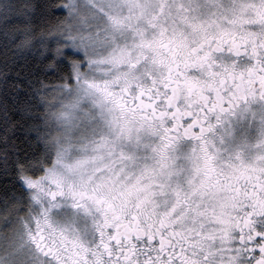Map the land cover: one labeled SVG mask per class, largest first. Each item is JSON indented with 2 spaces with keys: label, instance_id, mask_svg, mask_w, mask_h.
Masks as SVG:
<instances>
[{
  "label": "snow or ice",
  "instance_id": "1",
  "mask_svg": "<svg viewBox=\"0 0 264 264\" xmlns=\"http://www.w3.org/2000/svg\"><path fill=\"white\" fill-rule=\"evenodd\" d=\"M0 40V264H264V0H0Z\"/></svg>",
  "mask_w": 264,
  "mask_h": 264
},
{
  "label": "trees",
  "instance_id": "2",
  "mask_svg": "<svg viewBox=\"0 0 264 264\" xmlns=\"http://www.w3.org/2000/svg\"><path fill=\"white\" fill-rule=\"evenodd\" d=\"M3 58H4V52H3V48H2V40H0V67H2V64H3ZM0 98H2V97H0ZM0 183H3L2 177H0Z\"/></svg>",
  "mask_w": 264,
  "mask_h": 264
}]
</instances>
